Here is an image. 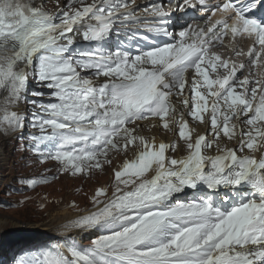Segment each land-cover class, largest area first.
I'll return each instance as SVG.
<instances>
[{
  "label": "snow or ice",
  "instance_id": "6c2138e0",
  "mask_svg": "<svg viewBox=\"0 0 264 264\" xmlns=\"http://www.w3.org/2000/svg\"><path fill=\"white\" fill-rule=\"evenodd\" d=\"M0 142L15 206L113 169L0 264H264V0H0Z\"/></svg>",
  "mask_w": 264,
  "mask_h": 264
},
{
  "label": "rangeland",
  "instance_id": "374dc122",
  "mask_svg": "<svg viewBox=\"0 0 264 264\" xmlns=\"http://www.w3.org/2000/svg\"><path fill=\"white\" fill-rule=\"evenodd\" d=\"M0 147L3 149V153L8 156L7 160L4 161L0 167V178L2 179L0 181V192L3 184H7L5 182L9 179L11 180L10 184H16V189H18L21 187L16 180L18 176L35 175L43 171V167L35 169L22 167L20 153L17 152L14 155L12 154L13 145L11 143L5 144L0 142ZM111 170L112 168L106 167L104 172H97L90 177H72L65 174L52 183L37 186L35 190H25L23 195L32 197L31 200L17 206V208H0V221L3 220L2 225H4L6 233H8L7 237L9 238V243L24 240L38 234L33 231L23 232V230L26 229L25 226L27 227V225L41 224V222L47 220L54 212L59 213L68 210L67 212L74 214L72 210L77 211V209L70 206L73 203H75L78 208H84L85 206L90 207V202L88 197L85 196L84 190L87 187L92 189V186H96L100 182L107 180ZM75 187H79L78 190L74 189ZM10 191L13 195L6 194L8 199H14L16 202L23 199V196L16 194L14 189H10ZM55 198L58 199V201ZM40 205H44L43 208H41ZM5 221H7L6 226L4 224ZM55 225L60 224L56 222ZM85 243H87V241H85Z\"/></svg>",
  "mask_w": 264,
  "mask_h": 264
},
{
  "label": "bare ground",
  "instance_id": "6f19581e",
  "mask_svg": "<svg viewBox=\"0 0 264 264\" xmlns=\"http://www.w3.org/2000/svg\"><path fill=\"white\" fill-rule=\"evenodd\" d=\"M189 11H191V10H189ZM176 12L179 15H180V13H182L179 11H176ZM194 19H196V18H194ZM144 134L145 135L156 134L158 139L161 138L158 132L144 131ZM164 138L167 139V137H164ZM3 152H4L3 149L0 147V167H1L2 163L4 161H6L8 158V156L5 155ZM118 158H120V156ZM0 174H1V172H0ZM67 211L59 212V213L54 212L53 214H51L49 216V218L47 220H45L44 222H41V224L30 225V226L27 225V227L25 226L26 229L23 230V232H28V231L37 232V229H38L39 233H48L49 235H55L57 232V229L59 228V226L61 224L65 223L67 220L73 218L76 215L75 213L73 214V213H69ZM56 222H59L60 225H55ZM2 224H3V220L0 221V247L9 243V241H8L9 238L7 237L8 233H6L5 227ZM4 224L6 226L7 221H5Z\"/></svg>",
  "mask_w": 264,
  "mask_h": 264
}]
</instances>
